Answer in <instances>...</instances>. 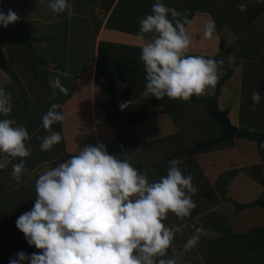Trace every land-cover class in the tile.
<instances>
[{
  "label": "crops",
  "instance_id": "0c3cea01",
  "mask_svg": "<svg viewBox=\"0 0 264 264\" xmlns=\"http://www.w3.org/2000/svg\"><path fill=\"white\" fill-rule=\"evenodd\" d=\"M163 2L186 17L190 54L224 60L215 89L204 94L216 105L142 95L137 33L153 0H70L71 17L52 13L41 0H6L4 12L12 9L19 20L0 27V55L6 64L0 65V78L7 77L4 87L12 95L11 118L29 132L30 155L28 173L19 183L9 174L11 164L0 170V264L21 250L39 251L15 227L16 217L32 206L38 173L97 142L111 143L107 150L118 158L127 152L149 180L164 175L173 158L192 176L196 207L187 223L204 231L196 248L182 256V244L193 229L175 236L169 255H178L179 264H264V139L248 135L264 132V2ZM209 22L214 24L212 37L202 39ZM79 71L74 85L67 74ZM58 72L64 73L61 84L67 94L55 90L51 98L49 81ZM254 90L261 93L255 105ZM150 98L156 103L124 130L138 105ZM120 102L131 103L121 110ZM51 103L61 105L65 119L53 125L61 142L44 152L37 137L46 135L41 115ZM191 109L189 117H180ZM215 111L227 116L236 128L233 135L220 139L224 129ZM165 223L180 221L169 214Z\"/></svg>",
  "mask_w": 264,
  "mask_h": 264
},
{
  "label": "clouds",
  "instance_id": "9594fccd",
  "mask_svg": "<svg viewBox=\"0 0 264 264\" xmlns=\"http://www.w3.org/2000/svg\"><path fill=\"white\" fill-rule=\"evenodd\" d=\"M41 3L54 14L73 15L70 0ZM244 7L238 5L241 11ZM18 20L12 9L0 11V27ZM186 24V17L163 0H153L150 12L140 19L142 95L189 102L215 89L224 60L190 54ZM213 31V23L205 24L202 39H210ZM227 60L232 62L234 57L229 54ZM63 75L58 72L50 79L51 98L55 90L67 94L61 84ZM6 82L7 77L0 78V170L11 164L9 174L19 183L28 173L25 160L30 155V136L10 116L12 95L4 87ZM251 100L259 104L261 93L252 91ZM130 103L118 106L125 110ZM64 119L58 103H51L41 115L46 132L37 137L41 151H50L61 142V133L53 125ZM260 148L264 149V142ZM121 154L124 158L110 154L105 144L97 142L79 147L75 154L40 171L31 208L15 219L27 244L39 251H18L8 264H179L178 255L196 248L204 230L195 223L189 225L187 218L196 207L192 195L197 188L192 176L181 171L180 160H169L166 173L149 180L133 166L127 152ZM169 214L180 223L166 224ZM188 227L193 231L179 254L169 255L175 236Z\"/></svg>",
  "mask_w": 264,
  "mask_h": 264
},
{
  "label": "water",
  "instance_id": "95a60500",
  "mask_svg": "<svg viewBox=\"0 0 264 264\" xmlns=\"http://www.w3.org/2000/svg\"><path fill=\"white\" fill-rule=\"evenodd\" d=\"M6 7V0H0V11H4ZM80 74L79 72H68V76L72 79L74 85H75V80L77 78V76ZM154 103H156V100L154 98H150L148 101L138 105V107L136 108V110L130 115L128 123L125 125V129L126 130L129 126V124L142 112H144L147 108L151 107ZM216 116L219 119V122L221 124V126L223 127V133L220 139L228 136V135H233L236 132V128L231 125L229 119L227 118V116L223 113L217 112L215 111ZM122 133L119 134V136ZM111 143L108 144L107 147H110Z\"/></svg>",
  "mask_w": 264,
  "mask_h": 264
},
{
  "label": "trees",
  "instance_id": "16d2710c",
  "mask_svg": "<svg viewBox=\"0 0 264 264\" xmlns=\"http://www.w3.org/2000/svg\"><path fill=\"white\" fill-rule=\"evenodd\" d=\"M0 65L3 67H6L4 57L1 55H0ZM162 99L163 98H161L159 101H161ZM191 100L204 101L206 103H209V106L210 105H216L214 98L209 97V96H205V95L200 96V97L193 96L191 98ZM248 135L251 136L252 138L260 136L261 139H264V132L260 133V134H257L256 132H252V133H249Z\"/></svg>",
  "mask_w": 264,
  "mask_h": 264
},
{
  "label": "rangeland",
  "instance_id": "374dc122",
  "mask_svg": "<svg viewBox=\"0 0 264 264\" xmlns=\"http://www.w3.org/2000/svg\"><path fill=\"white\" fill-rule=\"evenodd\" d=\"M118 89H119V88H118ZM185 111H187V110H185ZM185 111H181V116H180V117H189V115H190L189 111H194V110H193V109L188 110V114H186ZM195 114H196V113H195Z\"/></svg>",
  "mask_w": 264,
  "mask_h": 264
}]
</instances>
